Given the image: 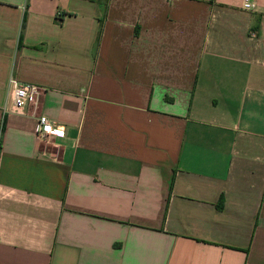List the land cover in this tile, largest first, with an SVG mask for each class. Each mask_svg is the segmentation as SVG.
<instances>
[{
  "label": "crops",
  "instance_id": "crops-1",
  "mask_svg": "<svg viewBox=\"0 0 264 264\" xmlns=\"http://www.w3.org/2000/svg\"><path fill=\"white\" fill-rule=\"evenodd\" d=\"M250 1L0 0V264H264Z\"/></svg>",
  "mask_w": 264,
  "mask_h": 264
},
{
  "label": "built area",
  "instance_id": "built-area-1",
  "mask_svg": "<svg viewBox=\"0 0 264 264\" xmlns=\"http://www.w3.org/2000/svg\"><path fill=\"white\" fill-rule=\"evenodd\" d=\"M256 5L250 0H243L242 9L245 11H254ZM42 89L34 84L21 83L15 79L8 81V97L11 101L13 111L22 112L28 106L37 104ZM36 139L40 142H48L50 137L64 138L66 129L63 126L54 125L45 117H40L36 128Z\"/></svg>",
  "mask_w": 264,
  "mask_h": 264
},
{
  "label": "trees",
  "instance_id": "trees-1",
  "mask_svg": "<svg viewBox=\"0 0 264 264\" xmlns=\"http://www.w3.org/2000/svg\"><path fill=\"white\" fill-rule=\"evenodd\" d=\"M88 1H91V2H97V1H99V0H88ZM24 22H25V21H23V23H22V29L24 28Z\"/></svg>",
  "mask_w": 264,
  "mask_h": 264
}]
</instances>
